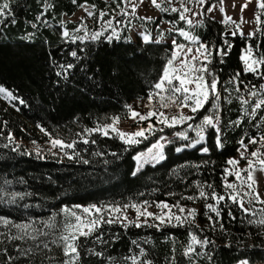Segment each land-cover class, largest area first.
I'll list each match as a JSON object with an SVG mask.
<instances>
[{"label": "snow or ice", "instance_id": "snow-or-ice-1", "mask_svg": "<svg viewBox=\"0 0 264 264\" xmlns=\"http://www.w3.org/2000/svg\"><path fill=\"white\" fill-rule=\"evenodd\" d=\"M77 4V0H71ZM253 0H245L241 4L240 12L243 13ZM145 0H104V8L89 4L88 0L78 4L84 12V16L78 18L77 25L69 29L67 25L72 21H59L61 29L60 37L65 44L86 45L89 43L105 42L109 45L113 42H132L130 35L125 32L136 30L140 42L143 45L165 44V30H161L156 23V17L141 16L138 10ZM256 9L253 13V21H246L241 15L239 21L227 14L225 0H150L152 7L161 13L176 14V19L169 20L170 27L166 30L171 35L169 47L164 48L166 59L162 69L154 82L150 83L147 94L148 108L146 113H141L132 106H126L128 118L138 126L133 132H126L118 125L121 118L111 117L110 123H98L94 128H85L77 133L79 140L66 142L60 138H51V149H60L63 156L69 161H77L88 164L77 151V143L85 145L95 140H89V136L99 134L109 139H118L126 146H133L143 142L149 136L163 133L165 128L180 130L172 133L173 138L160 135L146 152L138 153L133 157L135 168L132 176L140 173L145 166L156 167L167 159L166 148L176 143L177 140L185 143L175 147L176 153L187 149H197L200 155L209 156L211 148L208 146L210 135L214 137V147L222 151L226 143V135L230 131L241 129V135L236 151L239 158H229L226 167L220 175V191L214 181H192L189 187L195 189L193 194L180 195L175 203L167 200L128 203H101L89 205H64L58 211H53L47 218H29L26 221L15 222L10 218L0 216V264H159V261L151 253L154 246L151 237L132 239L128 249V255L121 261H114L107 254L110 243L119 239L118 233H111L106 238L105 228L111 229L119 226L127 231L129 228H153L157 232L165 228H186L187 240L181 246L180 257L187 264H199L206 261L213 264L215 241L204 234V229L197 224V216L200 214L196 207H186L183 201L193 204L203 201L204 213L211 231H216L217 225L221 231H226L223 220L227 210L229 220L235 221L237 216L231 206H235L239 212L247 218L249 225L264 228V194L259 191L256 173H264V82L253 83L246 81L242 76L251 74L256 80L264 81V54H261V45L253 44L258 34L264 36V0H255ZM115 7H112V5ZM179 5L178 7L176 5ZM8 0L0 2V17L10 15ZM53 4H47L41 16L53 8ZM235 9L236 5H232ZM219 11L222 14L220 20L223 31L220 33V44L205 42L195 33V29L204 26L203 17L206 14ZM200 19H197V18ZM214 19V17H212ZM91 19L95 27H90L87 20ZM144 23L136 28L133 20ZM3 21H0L2 23ZM14 22V21H13ZM47 24V20L43 21ZM255 23L257 27L245 33L242 25ZM183 23V27L177 25ZM146 24H154L158 35L153 36L152 30ZM35 28L36 24H32ZM32 33L25 39L31 40ZM177 37L181 38L180 40ZM231 37V39H229ZM239 37L245 42L239 57L241 70L234 72L226 80H221L214 69V60L219 58V63H225L234 47V40ZM85 47H79V52L84 53ZM69 55L75 61H81L83 56L78 51L72 50ZM51 59V55H50ZM55 64L56 62L53 61ZM56 71L58 77H67L76 64L59 63ZM0 99L16 102L12 106L19 111L16 104L25 105L23 98L3 85H0ZM236 102L238 105L235 119H226V114L233 109L230 107ZM175 109L172 113L169 110ZM187 110V111H185ZM198 114L200 115L197 120ZM153 119L155 123H153ZM147 122L146 126H142ZM4 125L7 122H3ZM248 125L254 134L245 129ZM39 127V125H38ZM42 132L50 135L41 127ZM2 135V130H0ZM8 143L2 145L8 148L15 143V138L8 133L4 137ZM20 145L15 143L12 151H17ZM50 149V151H51ZM67 150H71L70 152ZM127 150V148L125 149ZM24 154V153H21ZM56 155V153H52ZM103 155V153H94ZM115 156L116 153H111ZM37 156H41L37 152ZM245 166L241 167V162ZM59 162V161H58ZM107 163V161H105ZM214 161H202L200 163L185 162L180 168L200 169ZM173 175L187 184V180L180 177L179 170L174 169ZM4 185L10 187L11 181L5 180ZM32 193L7 191L0 187V202L15 204ZM143 195V193H141ZM166 196L177 195L174 192ZM259 205L260 207H257ZM155 207L158 211L149 209ZM29 207V205H25ZM135 212L134 218H129V210ZM194 229L198 231H194ZM167 240H172L171 255L166 256L167 264H178L175 239L169 235ZM230 247L231 245H226ZM92 258H95L94 260ZM240 264H249L247 260Z\"/></svg>", "mask_w": 264, "mask_h": 264}, {"label": "trees", "instance_id": "trees-1", "mask_svg": "<svg viewBox=\"0 0 264 264\" xmlns=\"http://www.w3.org/2000/svg\"><path fill=\"white\" fill-rule=\"evenodd\" d=\"M83 2L77 0V4H73L71 0H8L10 15L0 17V21H3L0 23V85L12 90L26 102L25 105L17 103L16 107L20 109L17 111L12 106L16 102L9 104L0 99V187H5L9 192L32 193L15 204L0 202V216L21 222L29 218H47L51 212L58 211L64 205L123 204L143 200L175 203L180 195L193 194L195 189L189 185L196 180L214 181L220 191L222 169L227 166V159L238 154L236 149L239 147L237 141L241 129L227 133L222 151L216 150L214 137L210 135L209 156L200 155V146L176 153L174 149L178 143L168 145L166 160L156 167L145 166L136 176H132L135 168L133 157L150 147L160 135L170 134L178 128H167L163 133L157 132L142 143L130 147L118 139L91 135L88 138L95 140V144L76 145L81 156L89 160L88 164L59 160L49 155L37 156V152L26 144V141L34 138L33 135L46 139L60 138L66 142L79 140L77 133L85 128H94L98 123H110V118L115 116L121 120L128 118L126 106L137 99L147 98L150 83L161 72L166 59L164 48L169 47L170 40L162 45H143L139 39H132L131 43L122 39L111 45L105 42L79 46L63 43L59 21H71L66 17L75 14L80 9L78 4ZM88 3L96 4L97 8L105 7L104 0H88ZM47 4H53L54 7L37 20ZM163 17L166 21L174 20L176 14L164 13ZM45 20L47 24L43 22ZM72 22L67 25L69 29L78 23ZM32 24H36V27L33 28ZM177 26L184 25L180 23ZM222 31L223 26L207 16L204 17V26L195 29L201 40L217 45L220 44ZM30 33L34 34L31 40L25 39ZM124 35H129V32ZM252 43H259L261 54H264V36L258 34ZM244 46L245 42L237 37L232 51L224 58L225 63L220 64L219 58L214 60V69L222 81L241 70L239 57ZM79 47H85L86 51L80 53ZM72 50L78 51V55L84 59L75 61L69 55ZM68 62L76 64V68L67 79L58 77L56 64ZM242 78L253 83L264 82L256 80L251 74ZM230 107L233 110L225 118L235 119L238 105L234 102ZM5 121L6 125L3 123ZM41 127L50 135L42 132ZM244 127L250 134H254L250 126ZM37 131L42 132V135ZM9 132L14 136L15 143L20 145L17 151H12L15 143L8 148L2 147L8 143L4 137ZM97 152L103 155H94ZM205 160L214 161V164L208 163L200 169L180 168L185 162L200 163ZM174 169L179 170L180 177L187 180V184L172 174ZM5 180L11 181L10 187L3 184ZM169 192L177 195L166 196ZM183 203L193 204L190 201ZM203 203H195L200 212L196 222L204 229V234L215 241V247L212 248L213 264H237L241 260H248L250 264L264 262V228L249 225L247 218L235 206H231L237 219L229 220L225 210L223 223L226 231H221L218 225L216 231H211L203 215ZM105 233L106 238L111 233L119 234V239L107 248V254L114 261H121L123 256L128 255L132 239L151 237L154 246L145 247L151 249L159 264H167L165 257L171 255L172 240L165 241L171 235L176 241L178 264H187L180 257L181 246L187 240L186 228H165L157 232L153 228L132 227L125 231L119 226H113L111 229L106 227ZM199 264L207 262L200 261Z\"/></svg>", "mask_w": 264, "mask_h": 264}, {"label": "rangeland", "instance_id": "rangeland-1", "mask_svg": "<svg viewBox=\"0 0 264 264\" xmlns=\"http://www.w3.org/2000/svg\"><path fill=\"white\" fill-rule=\"evenodd\" d=\"M212 2H215V0L214 1L210 0V3H212ZM243 3H245V0H225V8H226L227 14L231 15L237 21H239L241 15H243V17H244V19L246 21H253V13H254V11L256 9L255 0H253V2L249 5V7L243 13H241L239 6L241 4H243ZM233 4L236 5L235 9H233V7H232ZM176 6L178 7L179 5L177 4ZM138 14L141 15V16L147 15V16L156 17L158 19V24H160L161 30H165L166 40H171V38H172L171 35H169L167 33V31H166L170 27V25L167 23V21L163 17L164 13H161L157 9L152 7L151 4H150V0H145V3L143 5H141L140 8H139ZM81 16H84V12L80 8L75 14H73L70 17H66V19L74 21V22H79L78 18L81 17ZM205 16L209 17L210 19H212V20H214V21H216L218 23H220V20L222 19V14L218 10L215 11L214 13L206 14ZM204 17H203V19H204ZM212 17H214V19ZM197 19H200V18L198 17ZM262 19H264V17H262ZM87 23L90 26L94 25V23H93V21L91 19H88ZM143 23L140 20H139V22H138V20H137V22H135V20L133 22V24L136 26V28H139V26L141 24H143ZM145 26L147 28H149L150 30H152L153 36L158 35L154 24H146ZM242 27H243V30L245 31V33H247V32L253 31L257 27V25L254 22L253 23H245V24L242 25ZM129 35L132 37V39H139L135 29H133V31L129 32ZM7 102L9 104L12 103V102H9V101H7ZM147 104H148V100H147V98H144V99H137V100L133 101L130 106H132L134 109H136L137 111H139L141 113H146L148 111V108L145 107V105H147ZM169 111L174 113L175 109H171ZM185 111H187V110H185ZM200 115L201 114H198L197 120H199ZM153 123H155L154 119H153ZM146 125H147V122H143L142 126H146ZM118 126L122 130H124L126 132H133V131L136 130L138 125L135 122H133L131 119L126 118L124 120H120V124ZM165 129H167V128H165ZM177 130H180V129L178 128L175 131H177ZM38 131H40V130H38ZM38 131H37V133L39 135H42V132H38ZM172 133L163 134V135L168 136L169 138H173L172 137ZM31 134L33 135V133H31ZM33 137L34 138L32 140L26 141V144L32 150H34L35 152H39L43 156L49 155V156L54 157V158L59 159V160H66L67 159L66 157L63 156V154H62L60 149H58V148L57 149H51L50 139H46L44 137L43 138L42 137H36L35 135H33ZM176 143H178V146H180V144L185 143V142L177 140ZM50 149H51V151H50ZM147 149L141 150L138 153L146 152ZM52 153H56V155H53ZM234 158L238 159L239 158V154L235 155ZM240 166L241 167L245 166L243 161L241 162ZM255 175H256V178H257V181H258L259 191L262 194H264V173L257 172ZM80 205H84V204H80ZM186 207H196L197 209H199V207L197 205H195V204L186 205ZM149 210L153 211V212H157L158 211L154 206L151 207ZM128 215H129V218H134L135 217V212L130 209L129 212H128ZM241 261H243V260H241ZM237 264H240V262H238ZM255 264H264V262H258V263H255Z\"/></svg>", "mask_w": 264, "mask_h": 264}]
</instances>
